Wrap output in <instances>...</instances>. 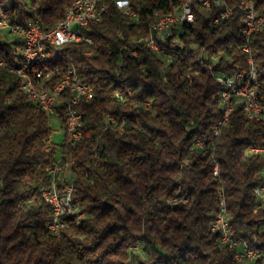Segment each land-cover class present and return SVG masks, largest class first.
Here are the masks:
<instances>
[{
    "label": "trees",
    "instance_id": "trees-1",
    "mask_svg": "<svg viewBox=\"0 0 264 264\" xmlns=\"http://www.w3.org/2000/svg\"><path fill=\"white\" fill-rule=\"evenodd\" d=\"M72 1L0 0V14L47 31ZM241 1L264 14V0H221L208 7L203 0H132L137 20L111 8L84 29L92 45L53 49L52 61L72 64L94 90L81 108L82 138L75 145L63 136L55 146L49 116L25 100L18 77L0 69V264L250 263L235 261L234 250L221 247L211 231L218 188L232 234L264 249V211L253 195L264 180V156L247 153L264 147V124L237 106L220 134L213 132L223 89L213 75L248 76L250 70L241 49ZM184 4L191 23L152 32L158 18ZM225 7L228 16L214 23ZM149 35L157 51L135 42ZM248 45L264 109V31L253 33ZM20 48L19 38L0 42V61L15 62ZM203 49L218 60L200 62ZM62 110L55 115L61 128ZM68 160L75 162L72 181L56 179L55 185L60 194L72 187V207L82 216L65 217L67 226L57 236L48 230L51 209L41 194L52 182L45 168ZM175 198L186 201L173 204Z\"/></svg>",
    "mask_w": 264,
    "mask_h": 264
},
{
    "label": "built area",
    "instance_id": "built-area-1",
    "mask_svg": "<svg viewBox=\"0 0 264 264\" xmlns=\"http://www.w3.org/2000/svg\"><path fill=\"white\" fill-rule=\"evenodd\" d=\"M82 3L88 2L87 0H79V2L74 3L72 6V10H77L78 16V25L73 26L72 30H65V21H63V25L59 29H52V31L49 32H40V29H36V23L29 26H23L19 22L9 21L2 13L0 14V29L7 30L8 35H13V38H19L21 40V48L19 50L18 56L15 58V62H0H5V68H12L13 71L22 74L21 91L23 92L26 101L34 102V105H37L43 112H50L51 116L57 115V108L60 106H67V110H71V116L75 117V124L71 125V145H75L82 138V124L80 123L81 108L93 100V87L81 80H78V86H71L70 78V80L64 83L63 86H59L58 96L39 98L40 90H37V88H34V96H26L25 86H29L27 84V76H36L39 78L41 76V72H50L52 78L54 73H56V71L60 70L61 68L59 63L53 67H44L40 64L39 51H41L42 48H50L54 50L59 49L56 48V41H61L65 38H74V28H87L89 25V23H87V16H94V18H96L105 16L110 11L107 10L105 0H101L98 3V6L94 7L93 11H82ZM211 3L219 4L221 3V0H203V5L206 7H208ZM115 9L117 10V4L115 5ZM241 9L244 11L245 16L243 28L244 43L241 49L247 54V61L250 65V70L248 76H239L238 71H234L232 74L215 73L213 75L215 81L223 88L220 93L223 118L217 120L215 126L213 127V132L216 136L219 135L222 128L227 125L231 112L237 106L241 107L246 118L258 121V119H254V112L246 113L243 105L235 104L233 101V95H228L226 92V85L229 82H240V89L238 92L250 91V94H257L258 96V81L257 78H254V68L252 66V60L249 56L248 44L250 31H253V22L261 21V19L259 16H250L249 8L247 6L241 7ZM132 11L133 9L130 8V5H127V10L121 13L131 20ZM228 14L229 10L225 7L220 15L213 20L214 23H218L219 21L223 20L228 16ZM188 16H192V13L189 6L184 4L182 10H179L176 14L167 15L159 27H154L155 34H164L170 32L171 29L179 26L181 23H191L193 19L189 20ZM66 18H70V12L67 14ZM84 37L85 39H88V45H92V40L85 36V34ZM137 40H146V47L153 51L158 50L153 36H148L145 39ZM86 54L88 55V52H86ZM132 54L135 55L136 52L133 51ZM29 60L37 61L36 71H28ZM199 60L203 63L207 60L216 62L218 60V55H208L206 50L203 49L199 55ZM64 98H71V105H64ZM255 112H262V119H264V109L261 108L259 100L258 105H255ZM108 120L113 122L112 117H109ZM201 144L202 143L200 141H197V145ZM251 151H258V155L264 156V147L251 148L247 150V153L251 154ZM72 166L73 165H71V167ZM61 168L62 163L60 162L55 164L53 167L45 168V171L51 176L52 182L49 187H46L42 190L41 194L46 203H52L51 230L52 233L57 236L59 235L60 231L67 226L61 225L58 220H56L57 194L60 193L56 188L55 180L57 173L60 172ZM213 175H218L217 165L213 167ZM71 191L72 187L68 186L61 194H65L66 196L68 211H75L72 207V200L71 198L69 199ZM261 191H264V180H262L261 183L253 189V195L259 201L261 210L264 211V198H261ZM216 193L219 198V219L217 221H213L211 224V231L218 234L220 246L234 250L233 258L237 262H255L259 259H264V249L253 248L247 242L238 240L237 237L232 234L230 230V219L227 214L226 204L223 198V190L218 188ZM184 200L185 199L182 198H175L172 200V203L177 204L179 202H184ZM259 225L261 229H264V218H262V220L259 222Z\"/></svg>",
    "mask_w": 264,
    "mask_h": 264
},
{
    "label": "bare ground",
    "instance_id": "bare-ground-1",
    "mask_svg": "<svg viewBox=\"0 0 264 264\" xmlns=\"http://www.w3.org/2000/svg\"><path fill=\"white\" fill-rule=\"evenodd\" d=\"M100 1L101 0H87L88 3H82V11H93L94 7H97ZM77 2H79V0H73L71 4L65 8L63 18L60 19L50 30L47 31L41 30V28L37 23H36V29H40V32H49L52 31V29H59L63 25V21H65V30H72L73 26L78 25L77 10H72L73 4ZM105 5L107 7V10H110L111 8L115 9L116 0H105ZM246 6L249 8L250 16H259V18L261 19V21L253 22V31H250V37H251V35L255 32L264 31V14H259L258 12L254 11L247 3L241 1V7H246ZM182 8L183 6L180 8V10H182ZM117 10L120 12H124L127 10V5H123L122 7L117 6ZM69 12H70V18H66ZM166 16L167 15L158 18L157 22L154 23V25L152 26L151 29L152 32H155L154 27H159L160 24L163 23L164 18ZM103 17L104 16L94 18V16H87V23L100 22ZM131 20L132 21L137 20V14L134 10L131 12ZM10 36L13 37V35ZM141 41L146 44V40H135V42H141ZM70 43L88 44V39H85L84 37V29L74 28V38H65L61 41H56V48L62 47ZM52 50L53 49L50 48H42L41 51H39L40 64L43 65L44 67H53L54 65L58 64V62L54 63L50 57L53 56L51 54ZM249 54H250V47H249ZM59 65L61 66L60 70L56 71V73H54L52 78L50 72H41V76L39 78H37L36 76H27V84L29 86H25L26 96H34V88L40 90L39 98L58 96L59 86H63L64 83L70 80V78H71V86H78L79 78L74 66L69 62H67L66 60L62 62V64L59 63ZM0 69L5 71L6 73L18 77L20 80V88L22 87V74L13 71L12 68H5V62H0ZM36 69H37V61L29 60L28 71H36ZM238 73L239 76H245V74L241 71H238ZM254 78H256L255 70H254ZM239 89H240V82H229L226 85V92L228 95H233L234 103L237 105H243L246 113L254 112V119H258L259 122L264 124V119H262V112H255V105H258L257 94H250V91L238 92ZM27 102L34 104V102L32 101H27ZM64 105H71V98H64ZM61 109H63L62 111L64 112V116H65V120L63 122L65 142L71 143V125L75 124V117L71 116V110H67V106H60L59 108H57V113ZM44 113L48 116H51L50 112H44ZM221 118H223V109L219 120ZM81 119H82V113L80 116V123H81ZM251 153L258 154V151H251ZM74 163L75 162L72 160H68L65 163L63 162L60 172L57 173L56 179H58V176L64 171L70 170L71 165H74ZM261 198H264V191H261ZM185 201L186 200H184V202ZM46 204L50 207L51 209L50 211L52 212V203H46ZM74 215H75V211H68L65 194H57L56 220H58V222L61 225H65L64 218ZM74 217L76 218V220H78L81 217V215H75ZM218 219H219V213L217 217L214 219V221H217ZM51 226H52V220L48 224V230L52 232Z\"/></svg>",
    "mask_w": 264,
    "mask_h": 264
},
{
    "label": "rangeland",
    "instance_id": "rangeland-1",
    "mask_svg": "<svg viewBox=\"0 0 264 264\" xmlns=\"http://www.w3.org/2000/svg\"><path fill=\"white\" fill-rule=\"evenodd\" d=\"M175 28H179V26H176ZM13 40V37L8 35V31L5 29H0V42H11ZM49 127L51 128V140L55 144L57 148L62 144L63 142V136L64 131L63 128H61V123L56 118V116H49ZM73 175L70 170L65 171L64 173H61L58 176L57 180L63 181H72ZM246 264H253L252 262L246 263Z\"/></svg>",
    "mask_w": 264,
    "mask_h": 264
},
{
    "label": "clouds",
    "instance_id": "clouds-1",
    "mask_svg": "<svg viewBox=\"0 0 264 264\" xmlns=\"http://www.w3.org/2000/svg\"><path fill=\"white\" fill-rule=\"evenodd\" d=\"M132 3V0H116V4L118 7H122L123 5H130ZM189 20H192V16H188ZM71 197H69L70 199Z\"/></svg>",
    "mask_w": 264,
    "mask_h": 264
},
{
    "label": "crops",
    "instance_id": "crops-1",
    "mask_svg": "<svg viewBox=\"0 0 264 264\" xmlns=\"http://www.w3.org/2000/svg\"><path fill=\"white\" fill-rule=\"evenodd\" d=\"M64 172H65V171H64ZM64 172H63V173H64Z\"/></svg>",
    "mask_w": 264,
    "mask_h": 264
}]
</instances>
